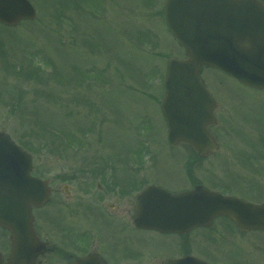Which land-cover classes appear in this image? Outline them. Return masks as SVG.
<instances>
[{
    "label": "rangeland",
    "instance_id": "374dc122",
    "mask_svg": "<svg viewBox=\"0 0 264 264\" xmlns=\"http://www.w3.org/2000/svg\"><path fill=\"white\" fill-rule=\"evenodd\" d=\"M31 1L35 19L0 25V132L32 154L35 172L57 178L51 201L72 204L59 190L71 169L147 165L172 175L185 165L181 148L168 143L161 111L168 61L186 56L167 27L166 0ZM201 76L224 98L230 93L226 101L235 117L260 114L258 126L219 105L222 118L213 131L221 150L236 141L245 164V152L264 145V102L218 71L204 68ZM146 136L151 156L142 151ZM80 182L70 187L74 197Z\"/></svg>",
    "mask_w": 264,
    "mask_h": 264
},
{
    "label": "flooded vegetation",
    "instance_id": "af4514ba",
    "mask_svg": "<svg viewBox=\"0 0 264 264\" xmlns=\"http://www.w3.org/2000/svg\"><path fill=\"white\" fill-rule=\"evenodd\" d=\"M240 85L258 92L259 103L264 102V90ZM207 88L209 98L215 102V123L208 130L218 149L203 153L180 143L178 154L187 160L183 159L185 165L177 167L172 175L147 165L71 169L59 189L72 202L67 207H60L56 198L51 201L57 188L51 185L57 178L48 177L51 187L48 203L30 204L33 216L30 249L37 253L33 264H264V213L251 218L262 224L248 222L246 214H239L241 221L229 214H217L201 224L195 221L207 216L195 211L194 206L192 212L182 215L156 212L155 205L160 203L162 210L164 204L156 197L160 190L179 195L203 188L243 202L264 203V145L255 154L245 152V164L244 151L236 141L227 140L230 150H221L222 143L213 131L222 118L219 105L222 102L221 108L235 117L234 110L226 101L230 93L224 98L216 87L208 84ZM230 92L235 98L244 97L239 92ZM235 118L262 122L260 114L256 120ZM260 137L264 142V135ZM31 174L41 177L34 166ZM77 179H81L79 197H74L70 187ZM151 188L158 189L153 192L156 196L140 201L139 197ZM196 194L199 196L201 192ZM198 196H186L171 203L175 204L171 210L177 205L189 211L192 202L193 205L196 200L200 202ZM166 220L189 223L168 230ZM12 252L11 232L0 226V253L5 263Z\"/></svg>",
    "mask_w": 264,
    "mask_h": 264
},
{
    "label": "water",
    "instance_id": "95a60500",
    "mask_svg": "<svg viewBox=\"0 0 264 264\" xmlns=\"http://www.w3.org/2000/svg\"><path fill=\"white\" fill-rule=\"evenodd\" d=\"M167 24L185 48L188 57L171 59L166 79V97L162 104L171 144L185 141L200 150L215 149L206 135V123L212 106L203 99L206 92L200 79L201 66L221 69L242 83L264 89V5L259 0H167ZM36 11L29 0H0V22L16 25L22 19H33ZM205 118V119H204ZM200 135V136H199ZM31 156L18 146L8 133L0 132V225L10 229L14 252L8 263L0 255V264H32L29 239L32 236L30 203L43 205L50 188L46 182L30 175ZM201 200L184 211L177 205L166 214L182 215L199 211L207 222L220 213L231 214L239 221L246 214L248 222L264 213V204L256 205L206 192ZM189 194L167 200L176 203ZM165 204L169 208L175 204ZM194 206V207H193ZM168 230L180 228L186 220H166ZM24 259H26L24 261Z\"/></svg>",
    "mask_w": 264,
    "mask_h": 264
},
{
    "label": "trees",
    "instance_id": "16d2710c",
    "mask_svg": "<svg viewBox=\"0 0 264 264\" xmlns=\"http://www.w3.org/2000/svg\"><path fill=\"white\" fill-rule=\"evenodd\" d=\"M69 143V142H68Z\"/></svg>",
    "mask_w": 264,
    "mask_h": 264
}]
</instances>
